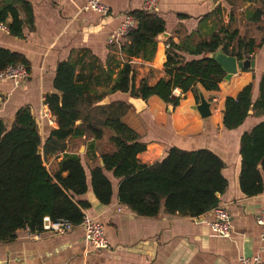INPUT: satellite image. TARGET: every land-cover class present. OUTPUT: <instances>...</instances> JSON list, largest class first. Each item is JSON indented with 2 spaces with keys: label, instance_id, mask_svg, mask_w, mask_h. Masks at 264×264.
Here are the masks:
<instances>
[{
  "label": "crops",
  "instance_id": "obj_1",
  "mask_svg": "<svg viewBox=\"0 0 264 264\" xmlns=\"http://www.w3.org/2000/svg\"><path fill=\"white\" fill-rule=\"evenodd\" d=\"M24 1L32 10L33 23L24 25L19 38L0 31V48L26 57L29 77L20 84L0 80V119L10 126L15 113L27 107L38 124L39 136L43 126L46 136L56 129V123L48 126L42 116L46 111L52 116L45 97L56 93L53 81L58 66L70 62L75 68V83L92 96L105 95L102 105L120 101L131 106L124 123L146 145L137 156L141 164L150 166L163 160L171 148L208 150L223 161L221 174L227 187L218 199L219 207L230 216L232 237L223 239L209 228L210 211L196 218L169 215L163 209L153 218L137 216L119 202V181L109 172L106 177L112 197L108 205L100 204L90 189L80 198L90 204L85 213L103 224L107 250H92L80 229L54 234L46 219L42 232L20 230L14 241L0 242V264H239L240 257L256 256L264 262V233L255 224V217L264 210V177L263 191L253 197L245 196L239 185L241 135L264 118L248 117L233 131L225 130L222 123L227 98H235L249 84L254 87L253 99L257 97L258 84L264 76V15L256 23L251 15L260 3L262 8L264 0H157L153 14L163 20L165 29L164 35L157 37L149 59L129 55L124 50L127 37H115L125 16L143 11V0H101L109 7L107 15L84 11L87 0ZM19 18L25 22L23 11H19ZM220 29L238 31L260 47L254 55L239 61L253 62V67L238 70L229 81L220 83L218 91H205L197 85L196 100L192 92L182 94L175 89L172 95L181 98L176 107L157 97L144 102L120 92L110 94L124 65L131 66L136 86L141 81L154 86L165 78L167 41H208ZM183 57L186 62L201 58L186 54ZM200 96L210 104V116L206 118L195 110ZM90 142L81 146V154V147L78 151L82 159ZM52 162L54 157L49 165ZM86 173L89 181V171Z\"/></svg>",
  "mask_w": 264,
  "mask_h": 264
},
{
  "label": "trees",
  "instance_id": "obj_2",
  "mask_svg": "<svg viewBox=\"0 0 264 264\" xmlns=\"http://www.w3.org/2000/svg\"><path fill=\"white\" fill-rule=\"evenodd\" d=\"M259 6L251 15L255 23L264 15V3L262 8ZM19 11L25 13V22L19 18ZM131 15L136 28L129 32L124 50L129 55L149 59L157 37L164 32V22L144 11ZM0 23L7 24L12 36L22 37L24 25L33 23L32 10L24 0H0ZM259 47L257 41L225 29L198 43L187 39L175 44L169 40L163 67L165 78L154 86L145 81L136 86L132 68L126 64L118 72L110 94L120 92L144 102L157 97L176 107L181 98L172 95L175 89L182 94L192 92L196 100L197 85L205 91L219 90L225 73L208 55L221 50L241 61L254 55ZM183 54L201 58L186 62ZM17 65H23L29 72L26 57L0 48V73ZM74 75L75 68L70 62L57 68L53 81L56 93L45 97L57 128L43 142L29 108H20L10 126L0 119V242L14 241L20 230L40 233L46 219L63 218L80 225L90 208L89 202L80 198L89 189L100 204L110 203L112 188L106 177L109 172L119 181V202L140 217H156L163 209L169 215L196 218L219 206L218 196L227 187L221 174L224 164L219 157L208 150L171 148L163 160L150 166L141 164L137 156L145 151L146 145L124 123L131 106L120 101L102 105L105 95H90L86 88L75 83ZM253 88L249 84L235 98L226 99L222 120L225 130H236L248 117L264 118V76L255 99ZM87 141L91 142L82 159L78 151ZM239 154L240 189L245 196L253 197L263 191L264 121L241 135ZM53 157L55 162L49 165ZM99 158L103 167L97 162Z\"/></svg>",
  "mask_w": 264,
  "mask_h": 264
},
{
  "label": "built area",
  "instance_id": "obj_3",
  "mask_svg": "<svg viewBox=\"0 0 264 264\" xmlns=\"http://www.w3.org/2000/svg\"><path fill=\"white\" fill-rule=\"evenodd\" d=\"M157 0H143V11L152 14L155 10ZM84 11H92L100 15H107L109 13V7L101 0H87L83 6ZM136 28V22L131 15L125 16L121 25L115 32L116 38H125L129 32ZM0 31L9 33L7 26L4 23H0ZM112 42V38L109 40ZM29 77L28 70L23 65L10 66L4 72L0 73V80L12 82L14 84H20ZM43 118L47 121L48 125L55 126V120L49 113L43 112ZM52 117V118H51ZM212 220L209 222V228L219 237L229 240L232 237V227L230 216L227 211L222 207H216L211 210ZM255 224L264 233V210L260 211L255 217ZM50 230L56 235H64L75 229H80L83 234V240L92 250L100 251L107 250L109 248L108 241L106 239L103 224L99 221L91 218L86 213L83 215L80 225L75 226L69 220L59 218L49 222ZM27 231V230H26ZM29 233V232H28ZM239 264H264V262L258 257L245 258L240 257L238 259Z\"/></svg>",
  "mask_w": 264,
  "mask_h": 264
},
{
  "label": "water",
  "instance_id": "obj_4",
  "mask_svg": "<svg viewBox=\"0 0 264 264\" xmlns=\"http://www.w3.org/2000/svg\"><path fill=\"white\" fill-rule=\"evenodd\" d=\"M207 57L214 60L221 67V69L225 73L224 80L227 81H229L230 78L234 76L238 70L253 67V62H239L233 57L224 55L221 50H218L217 52L212 53ZM195 110L199 113L202 118L210 116V104L202 96H200V102L195 107ZM83 150L84 148L81 147L80 154L83 152ZM39 153H41V150H39ZM100 167H103L102 160H100Z\"/></svg>",
  "mask_w": 264,
  "mask_h": 264
},
{
  "label": "rangeland",
  "instance_id": "obj_5",
  "mask_svg": "<svg viewBox=\"0 0 264 264\" xmlns=\"http://www.w3.org/2000/svg\"><path fill=\"white\" fill-rule=\"evenodd\" d=\"M49 126V125H48ZM39 131H40V129H39ZM44 132V133H43ZM46 128L43 126V131H41V133H40V138H41V140H42V142H43V140L45 139V136H46Z\"/></svg>",
  "mask_w": 264,
  "mask_h": 264
}]
</instances>
